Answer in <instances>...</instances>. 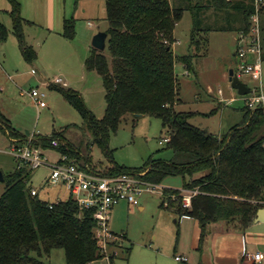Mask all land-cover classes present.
Masks as SVG:
<instances>
[{
	"label": "trees",
	"instance_id": "16d2710c",
	"mask_svg": "<svg viewBox=\"0 0 264 264\" xmlns=\"http://www.w3.org/2000/svg\"><path fill=\"white\" fill-rule=\"evenodd\" d=\"M7 1L21 55L31 63L37 54L24 43L22 25L27 21L20 16L19 2ZM185 11L192 21L191 52L177 56L172 50L173 32ZM253 11V0H105V51L109 58L105 51L92 47L83 63L86 71L100 76L103 116L96 118L78 92L49 86L78 111L91 133L89 145L97 146L108 164L96 170L90 156L81 155L62 132L37 134L31 143L42 151L63 155L65 162L78 163L105 176L146 170L143 179L156 185L168 176H188L182 190L195 192L190 207H182L181 189L162 188L161 208L197 220L201 239L213 223L246 229L257 210L264 207V107L253 111L245 107L243 121L223 135L194 126L189 119L195 112L175 108L179 83L174 65L180 62L185 71H193V58L206 43L201 34L232 25L237 32H247ZM74 21L63 19L61 35L67 40L74 38ZM262 27L260 17L261 32ZM6 37L7 30L0 23V41ZM136 114L160 120L169 136L166 147L172 151L170 160L150 157L138 168L116 164L109 148L110 136L128 116L137 118ZM1 119L0 128L8 138H18V144L28 140ZM53 140L56 146L51 144ZM31 172L26 166L15 165L12 172L2 175L5 186L0 196V264H45L43 258L53 249H62L68 264H91L101 258L93 212L80 209L70 196L55 202L42 199L38 192L32 195L28 185ZM130 249H125L127 256Z\"/></svg>",
	"mask_w": 264,
	"mask_h": 264
},
{
	"label": "rangeland",
	"instance_id": "374dc122",
	"mask_svg": "<svg viewBox=\"0 0 264 264\" xmlns=\"http://www.w3.org/2000/svg\"><path fill=\"white\" fill-rule=\"evenodd\" d=\"M39 1L38 9H34L32 0L20 3V16L27 21L22 25L24 43L37 53L36 59L29 63L21 55L11 18L5 7H2L8 6V3L6 0H0V23L7 30L5 41H0V115L3 116L0 119L10 123L13 129L26 138L33 134L50 136L53 132H62L63 137L79 149L81 155L90 156L96 170H102L108 163L97 146L89 145L91 133L82 117L62 94L49 84H54L52 81L60 77L68 85L66 88L79 93L86 108L96 118L103 116L104 88L100 76L95 71H86L83 63L91 51L93 36L108 27L105 19V0ZM259 14L263 19L261 33L264 36V1ZM63 18L75 20L72 40H67L61 35ZM88 22L91 25H88ZM191 27V15L185 11L174 27L172 50L175 55L185 56L191 52ZM201 35L206 43L193 58L194 71L186 73L180 62L174 65L179 83V102L175 108L200 112L189 119L190 124L213 134L223 135L240 124L245 115L244 100L228 82V71L235 69L236 59L233 54L238 32L232 25L226 30H212ZM105 54L109 58L106 51ZM261 59V80H253L249 76H242L240 80L249 88L261 85L264 92V49ZM31 89L45 93L46 107L40 108L34 104L28 95ZM213 93L219 98L234 99L227 104L218 103L217 99L212 97ZM167 136L158 118L128 116L116 133L110 136L109 148L113 151L116 164L138 168L150 157L162 160L172 158V151L167 149L166 143H159ZM10 138L13 143L18 144V138ZM13 143L9 142L0 128L2 175L12 172L16 165L9 152ZM44 153L52 161L59 157L55 151L48 150ZM47 171L44 166L33 170L28 185L42 189L41 184L44 183L42 181ZM139 172L145 174L146 170ZM188 180V176L166 177L159 185L158 191L144 192L139 197L141 209L138 204L127 205L126 202L113 207L109 227L115 238L107 246L111 264H172L175 262V256H181L178 248L183 244L184 238L185 244L188 245L190 233L188 230H179L174 212L160 207L161 192L162 188L181 189V194L187 196L189 190H182V187ZM4 186V182L0 181V196ZM43 187L47 186L43 184ZM47 189L50 190L49 198L54 199L58 188ZM58 194L63 200L68 197L63 188L59 189ZM39 195L43 199L40 193ZM218 225L227 226L224 222ZM126 247H131L129 257L125 253ZM43 261L45 264H68L62 249H53ZM91 264H102V261L99 258Z\"/></svg>",
	"mask_w": 264,
	"mask_h": 264
},
{
	"label": "built area",
	"instance_id": "2783aa9c",
	"mask_svg": "<svg viewBox=\"0 0 264 264\" xmlns=\"http://www.w3.org/2000/svg\"><path fill=\"white\" fill-rule=\"evenodd\" d=\"M264 0H253L254 11L249 18V29L247 32H238V38L235 49V57L237 63L234 66V73L240 79L242 76H249L253 80H261V52H262V35L260 28V10ZM88 25L91 23L88 22ZM252 56L253 60H248ZM34 73V70H32ZM52 83L66 86L60 77H56ZM249 88V87H248ZM28 95L32 98L37 107H46L44 102L45 93L38 89H31ZM245 102V106L253 111L257 107H264V92L261 85L249 88L248 96L241 98ZM32 135L22 145L13 143L9 147V152L13 156L16 165L26 166L30 170L39 167H46L47 174L44 183L47 187H60L65 190L68 196L73 198L80 209H88L93 212V218L96 222L94 235L101 244L102 264H111V255L107 252L109 242L114 239L115 234L110 230V212L114 206L120 202L128 204H136L137 199L144 192H156L159 185L150 183L143 179V172L124 173L120 175H101L94 172L88 167L83 168L79 164L73 162H65V157L59 156L56 160H50L44 151L31 143ZM169 136L159 141V143H167ZM53 146L57 145V141L51 142ZM37 193V189L31 188V194ZM195 192H190L187 196H182L183 208L190 207V198ZM61 200H57L58 202ZM253 264H262L263 254L254 252L250 255ZM176 261L184 262L185 257L175 256Z\"/></svg>",
	"mask_w": 264,
	"mask_h": 264
},
{
	"label": "crops",
	"instance_id": "0c3cea01",
	"mask_svg": "<svg viewBox=\"0 0 264 264\" xmlns=\"http://www.w3.org/2000/svg\"><path fill=\"white\" fill-rule=\"evenodd\" d=\"M19 1L20 3H24L25 0H19ZM39 2H40L39 0H32L34 9L39 8ZM2 7H5V10L7 13L10 10L9 3H8V6L3 5ZM236 43H237V40H236ZM235 49H236V45H235ZM233 55L235 57V50H234ZM235 59H236V62H235V65H236L237 58L235 57ZM248 60L249 61L253 60V57L249 56ZM193 71H194V68H193ZM186 73L188 72L186 71ZM67 86L68 85L66 84V87ZM211 95L212 97L217 99L218 103L225 102V104H227L234 99L233 97L219 98L218 95L214 93ZM194 112L196 114L200 113L198 111H194ZM8 125L11 127L10 123H8ZM13 130L15 131V133L18 134V136H24L17 130L15 129ZM31 137L32 136H30V138ZM41 185H42V189H37L32 186L30 187L33 189H37L38 194L40 193L43 196L44 200H48V201L63 200L58 194L59 189H61L60 187H56L58 188L57 189L58 192H55L56 197H54V199H50L49 198L50 190L47 189L48 187H43V184ZM138 199H137L136 204L139 205ZM126 204L132 205L128 203ZM138 208L141 209V206L139 205ZM175 222L177 223L179 230H184V232L185 231L187 232L188 230L190 233V237H189L188 245L185 244V238H184L183 244L179 246L178 248L181 253V256L185 257L186 261L180 262V261H176L174 258L175 262L171 261L172 264H176V262H180L182 264H253V261L250 255L254 252H260L263 254L262 264H264V216L262 217V220H259L256 222L252 221L250 225L244 230L233 228L231 225L230 226L229 225L227 226L218 225V223H221V222L210 224L208 226V233L205 234V236L202 239L200 237V226L197 220L190 218V217H186V216H182V217L177 216V219ZM130 252H131V249H130Z\"/></svg>",
	"mask_w": 264,
	"mask_h": 264
},
{
	"label": "water",
	"instance_id": "95a60500",
	"mask_svg": "<svg viewBox=\"0 0 264 264\" xmlns=\"http://www.w3.org/2000/svg\"><path fill=\"white\" fill-rule=\"evenodd\" d=\"M106 38L107 34L105 31H101L96 33L91 41V45L94 49H97L99 51H104L106 46ZM228 82L230 83V87L234 90H236L239 97L243 98L245 96H248L249 94V88L247 85H245L234 73L233 69H230L228 71ZM141 114H136L135 117H141ZM2 174L0 173V181H2ZM264 216V208H259L256 212V217L253 219L254 222L262 220V217Z\"/></svg>",
	"mask_w": 264,
	"mask_h": 264
}]
</instances>
